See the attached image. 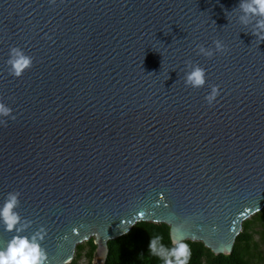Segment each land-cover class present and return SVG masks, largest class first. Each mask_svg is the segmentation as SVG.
<instances>
[{"label":"water","instance_id":"water-1","mask_svg":"<svg viewBox=\"0 0 264 264\" xmlns=\"http://www.w3.org/2000/svg\"><path fill=\"white\" fill-rule=\"evenodd\" d=\"M239 0H0V202L43 226L48 264L137 222L170 240L231 252L264 207V40L235 19ZM219 40L222 53L194 51ZM10 47L32 58L19 77ZM185 61L205 69L183 83ZM218 85L211 105L209 85ZM12 233L0 228V245Z\"/></svg>","mask_w":264,"mask_h":264},{"label":"clouds","instance_id":"clouds-1","mask_svg":"<svg viewBox=\"0 0 264 264\" xmlns=\"http://www.w3.org/2000/svg\"><path fill=\"white\" fill-rule=\"evenodd\" d=\"M50 3L54 0H49ZM232 11L237 12L235 19L244 28L248 29L255 40H264V0H239ZM226 46L219 40L212 41V47H205L197 43L194 51L197 55L210 58L215 53H222ZM32 58L24 54L18 47H10L5 64L10 75L19 77L26 67H30ZM183 83L193 89L201 88L205 84V69L191 61H185ZM209 91L204 96V101L211 105L218 95V85L210 84ZM12 109L0 102V123H5L3 117L14 119ZM19 192L11 191L0 202V228L12 233L10 238L0 245V264H48L47 254L41 246L46 236L43 226L28 232L31 220L22 218L16 211L19 205ZM148 252L160 258L163 264H188L191 255L190 246L184 239L170 241V246L162 243L159 234L149 237Z\"/></svg>","mask_w":264,"mask_h":264},{"label":"trees","instance_id":"trees-1","mask_svg":"<svg viewBox=\"0 0 264 264\" xmlns=\"http://www.w3.org/2000/svg\"><path fill=\"white\" fill-rule=\"evenodd\" d=\"M159 234L162 243L170 246L169 226L165 223L140 221L129 231L106 242V256L103 264H163V261L148 252L149 237ZM258 235L256 241L254 236ZM191 255L188 264H255L261 260L260 243L264 244V207L241 223V230L234 239L231 252L214 254L199 241L185 240ZM73 260L68 264H78L83 251L89 261L94 257L96 245L93 238L75 246Z\"/></svg>","mask_w":264,"mask_h":264},{"label":"rangeland","instance_id":"rangeland-1","mask_svg":"<svg viewBox=\"0 0 264 264\" xmlns=\"http://www.w3.org/2000/svg\"><path fill=\"white\" fill-rule=\"evenodd\" d=\"M251 217V216H250ZM255 240H258V235L254 236ZM86 241H83L79 244H84ZM260 255H261V260L255 261V264H264V244L261 242L260 243ZM76 249H74L73 257L75 256ZM86 249L83 251L82 256L79 258L77 261L78 264H99L97 261V256H96V251L94 252V257L92 258L91 261L88 260V258L85 256Z\"/></svg>","mask_w":264,"mask_h":264}]
</instances>
